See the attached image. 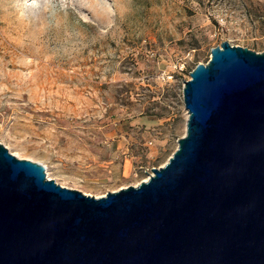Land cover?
<instances>
[{"label": "rangeland", "instance_id": "rangeland-1", "mask_svg": "<svg viewBox=\"0 0 264 264\" xmlns=\"http://www.w3.org/2000/svg\"><path fill=\"white\" fill-rule=\"evenodd\" d=\"M224 41L264 51V0H0V143L89 195L137 185Z\"/></svg>", "mask_w": 264, "mask_h": 264}, {"label": "water", "instance_id": "water-1", "mask_svg": "<svg viewBox=\"0 0 264 264\" xmlns=\"http://www.w3.org/2000/svg\"><path fill=\"white\" fill-rule=\"evenodd\" d=\"M183 95L165 164L103 196L0 143V264H264V51L212 47Z\"/></svg>", "mask_w": 264, "mask_h": 264}, {"label": "built area", "instance_id": "built-area-1", "mask_svg": "<svg viewBox=\"0 0 264 264\" xmlns=\"http://www.w3.org/2000/svg\"><path fill=\"white\" fill-rule=\"evenodd\" d=\"M149 176H150V174H149ZM149 176H148L146 179H148V178H149Z\"/></svg>", "mask_w": 264, "mask_h": 264}]
</instances>
